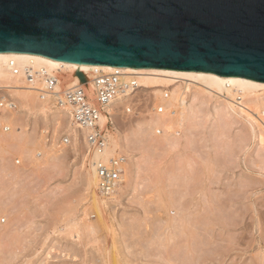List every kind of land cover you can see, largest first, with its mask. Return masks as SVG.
<instances>
[{
	"label": "rangeland",
	"instance_id": "1",
	"mask_svg": "<svg viewBox=\"0 0 264 264\" xmlns=\"http://www.w3.org/2000/svg\"><path fill=\"white\" fill-rule=\"evenodd\" d=\"M198 89H188L184 128L156 112V88L115 106L108 138L126 157L125 181L102 216L86 187L85 134L51 99L25 106L9 91L18 107L0 108V264H264V140L253 118L264 124V94L234 108Z\"/></svg>",
	"mask_w": 264,
	"mask_h": 264
},
{
	"label": "water",
	"instance_id": "2",
	"mask_svg": "<svg viewBox=\"0 0 264 264\" xmlns=\"http://www.w3.org/2000/svg\"><path fill=\"white\" fill-rule=\"evenodd\" d=\"M0 52L264 81V0H0Z\"/></svg>",
	"mask_w": 264,
	"mask_h": 264
},
{
	"label": "bare ground",
	"instance_id": "3",
	"mask_svg": "<svg viewBox=\"0 0 264 264\" xmlns=\"http://www.w3.org/2000/svg\"><path fill=\"white\" fill-rule=\"evenodd\" d=\"M26 67H32L34 70L41 71V73L55 74L59 78V85H57L58 88L64 87L67 89L78 82H81L90 95L94 92L93 79L98 72L110 73L115 70H121L125 73L127 78L131 75H135L139 89L145 90L156 88L157 91L162 92V97L160 99L163 104L160 106H162L163 111L166 108V113L174 116L179 128L185 127V123L190 117V112L195 108L193 101L190 103L191 98L188 93V89L191 85L198 86V90L201 92H209V94L223 93L226 95L225 97L227 101L229 100L228 102L234 108H236L235 104H240V102L245 103L246 99H253L261 93L264 94V81L245 76L221 75L216 72L204 70H179L157 67H133L66 62L34 53L0 52V90L6 89L14 91L20 104L25 106L38 105L45 107L46 105H50V99L52 100L51 96L45 98L40 97V93L36 90L44 85L43 78L38 79L33 86H30L26 81L24 77V69ZM15 68H18L20 73L15 74L13 71ZM79 73L83 75V79L80 78ZM178 82H181L182 88L177 85ZM198 82L201 86L196 85ZM166 88L169 90L165 91L164 89ZM51 105L55 112H61L69 117L68 111L59 109L55 107L54 104ZM128 106H126L127 109H129ZM246 108L250 109V107L247 106L243 108L238 107L237 111L249 114ZM255 111L264 122V116L262 115V113H264V102L262 103L261 108L259 107V109H256ZM253 118L259 126L263 128L260 132L261 134H259V138L264 140V124L258 118ZM107 120V116L102 114L99 123L105 127ZM110 138L111 137H109L108 143L102 152L92 153V160L86 176V187L91 196L92 206L99 216L104 214L103 210L105 209V205L108 204L109 200L116 197V194L122 189V183L125 181L123 174L121 179L122 182L113 198L105 196V194L99 191V178L94 162L95 160L108 161L113 157L117 143L113 138ZM115 260L117 262V259Z\"/></svg>",
	"mask_w": 264,
	"mask_h": 264
},
{
	"label": "built area",
	"instance_id": "4",
	"mask_svg": "<svg viewBox=\"0 0 264 264\" xmlns=\"http://www.w3.org/2000/svg\"><path fill=\"white\" fill-rule=\"evenodd\" d=\"M15 74L20 73L18 68L14 70ZM26 81L33 86L38 79L43 78L44 85L36 90L40 97H50L55 107L68 111L69 117L73 124L85 134L87 145V154L92 155L95 152H102L108 143V134L114 128V109L115 106L122 102H128L135 98L139 90L135 75L126 77L121 70H115L110 73L98 72L93 79L94 92L90 95L86 87L78 82L67 88L59 89V78L55 74L41 73L32 67L24 69ZM58 88V89H57ZM167 97V96H164ZM18 107V103L13 98L9 90H0V108L9 112ZM127 109V112H132ZM163 108H155L156 112H162ZM105 114L108 118L105 127L100 123V117ZM5 130L8 128L5 127ZM64 143L70 142L66 137ZM126 157L115 155L108 161L95 160V168L99 178V191L108 197L114 195L124 173V164Z\"/></svg>",
	"mask_w": 264,
	"mask_h": 264
}]
</instances>
